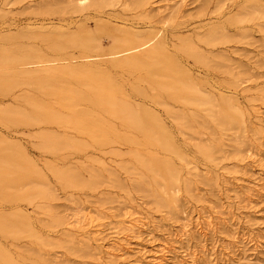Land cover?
Masks as SVG:
<instances>
[{"label":"rangeland","instance_id":"rangeland-1","mask_svg":"<svg viewBox=\"0 0 264 264\" xmlns=\"http://www.w3.org/2000/svg\"><path fill=\"white\" fill-rule=\"evenodd\" d=\"M0 264H264V0H0Z\"/></svg>","mask_w":264,"mask_h":264},{"label":"bare ground","instance_id":"bare-ground-1","mask_svg":"<svg viewBox=\"0 0 264 264\" xmlns=\"http://www.w3.org/2000/svg\"><path fill=\"white\" fill-rule=\"evenodd\" d=\"M168 1H169V0H168ZM171 1H175V0H171ZM72 8H73V7H72ZM77 180H78V179H77ZM138 219H140V218H138ZM138 219H133V221H131V222L128 221V223H127V225H128L127 228H126V227H124V228H125L126 230H128V231H134L135 229H139L138 226L141 224V219H140V220H138ZM183 224H184V223H183ZM198 224H199V223H198ZM184 226H187V225L184 224ZM185 230H186V229H185ZM115 245H116V244H115ZM116 247H117V246H116ZM113 248H114V247H113ZM113 248H112V251L114 250ZM110 249H111V248H110ZM116 249H117V248H116ZM119 249H121V248H119ZM119 249H118V250H119ZM123 250H124V249H123ZM163 250H164V249H163ZM161 251H162V250H161ZM161 251H160V252H161ZM109 252H111V251H109ZM109 252L107 251L108 254H109ZM156 252H157V251H156ZM158 252H159V251H158ZM160 252H159V253H160ZM163 252H164V251H163ZM163 252H162V253H163ZM118 253H119V252H118ZM118 253H117V254H118ZM122 253H123V252H122ZM110 254H111V253H110ZM157 254H158V253H157ZM163 254H164V253H163ZM120 255H121V254H120ZM153 255H154V253H153ZM112 256H114V255H112ZM159 256H160V255H159ZM161 256H162V254H161ZM116 257H117V256H116ZM153 257H155V256H153ZM114 258H115V257H114ZM158 258H159V257H158ZM152 260H153V258H152ZM158 261H159V260H158ZM154 262H155V261H154ZM156 262H157V261H156Z\"/></svg>","mask_w":264,"mask_h":264}]
</instances>
